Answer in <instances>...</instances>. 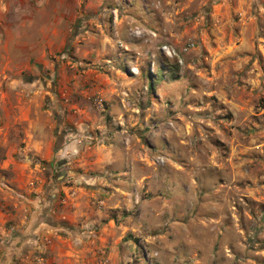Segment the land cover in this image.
Returning <instances> with one entry per match:
<instances>
[{"label": "rangeland", "instance_id": "1", "mask_svg": "<svg viewBox=\"0 0 264 264\" xmlns=\"http://www.w3.org/2000/svg\"><path fill=\"white\" fill-rule=\"evenodd\" d=\"M0 99L17 264H264V0H0Z\"/></svg>", "mask_w": 264, "mask_h": 264}, {"label": "crops", "instance_id": "2", "mask_svg": "<svg viewBox=\"0 0 264 264\" xmlns=\"http://www.w3.org/2000/svg\"><path fill=\"white\" fill-rule=\"evenodd\" d=\"M0 103H1V101H0ZM2 108L5 109V106H3V107L1 106L0 107V132H2L3 129L5 128V126L9 125L11 123V120H12L9 116H6V119L3 120V116H1ZM2 140H3V138L1 137V134H0V143L2 142ZM0 189H3V188L0 186ZM37 189L38 190H42V188H40V187H38ZM13 204H16V206L19 205L17 202H14ZM6 216H7V214H5L3 212H0V221L4 222L5 220H7ZM23 221H25V220H23ZM30 224H33V222L30 221V223H28V226ZM41 229L42 228L40 227L39 230H41ZM41 232L43 233L42 235L45 234L44 230H42ZM57 240L64 243L68 239L63 238L62 236H58ZM30 241H31V239H29V237L25 238V239L21 238V239H18L16 241H14L15 242V243L13 242L15 244L14 246L7 247L6 249H4V251H1L2 253H0V264H17L19 262V260H20L18 258L19 257L21 258V256L24 257V254H21L20 248H18V246L20 247L21 242L26 243V242H30ZM56 249L58 250V254H61L62 253L61 251H64V248H62L61 246H58V245L56 246ZM31 259H32V257H30V260ZM75 260L76 259L73 260L72 264H75ZM26 261H28V260H26ZM70 261H71V258H70Z\"/></svg>", "mask_w": 264, "mask_h": 264}, {"label": "built area", "instance_id": "3", "mask_svg": "<svg viewBox=\"0 0 264 264\" xmlns=\"http://www.w3.org/2000/svg\"><path fill=\"white\" fill-rule=\"evenodd\" d=\"M0 206H1V204H0Z\"/></svg>", "mask_w": 264, "mask_h": 264}]
</instances>
